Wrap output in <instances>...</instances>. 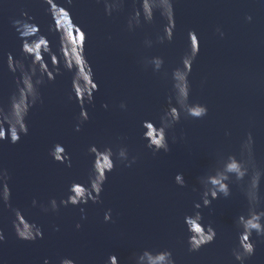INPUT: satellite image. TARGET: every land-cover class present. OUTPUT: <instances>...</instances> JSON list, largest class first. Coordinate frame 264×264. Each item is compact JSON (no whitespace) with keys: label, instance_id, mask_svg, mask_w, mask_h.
I'll list each match as a JSON object with an SVG mask.
<instances>
[{"label":"water","instance_id":"water-1","mask_svg":"<svg viewBox=\"0 0 264 264\" xmlns=\"http://www.w3.org/2000/svg\"><path fill=\"white\" fill-rule=\"evenodd\" d=\"M254 225L264 0H0V264H264Z\"/></svg>","mask_w":264,"mask_h":264},{"label":"clouds","instance_id":"clouds-1","mask_svg":"<svg viewBox=\"0 0 264 264\" xmlns=\"http://www.w3.org/2000/svg\"><path fill=\"white\" fill-rule=\"evenodd\" d=\"M247 18L249 20H251V17L250 16L247 17ZM221 36H223V33L222 32H221ZM207 111H208L207 106L204 105V104H200L194 110H191L190 113H189V115L191 117H193V118H201V117H203V116H205L207 114ZM178 120H179V117L175 121H178ZM245 143L250 148V145L252 143V138H251V135L250 134H249L248 139H247V141ZM148 147L153 148L154 151H158L160 149H164L165 151H168L169 150V146H168V143H167V139H164V138H161V139L155 141V146L154 147H153L152 143H148ZM132 160L134 161L135 160V157H133ZM129 163H131V161ZM177 175H182V173H177ZM102 186H103V183L101 184V187H100L99 191L96 192V195H95L93 201L99 200V193L102 191ZM230 192H231V190H230L229 186L227 184H224L223 185V188L221 189V193L225 197H227L230 194ZM214 196H215V194H214ZM208 203L210 204L211 201H209ZM104 219L106 221L111 219V210L110 209L105 213ZM77 227H80V225L77 224ZM254 227L256 228V233L258 235L264 234V229H262L259 225H254ZM208 228H209V230L211 231L212 234L208 236V238H207L206 241H204L202 244H199L196 247H193L192 244H191V242H189V250L190 251H196L201 246H203L204 244L210 243V242H212L214 240V238L216 236V230H215V228L212 227L211 224L208 225ZM38 235H42V232L40 231L39 233H37L36 235H34V236L30 237V238L29 237H21V236H19V237L20 238H23V239H34ZM2 238H3L2 235H0V239H2ZM254 251H255V245L251 241L250 242V246L246 250H241L239 252H237V250H234V255L236 256V259H238L241 262H243L244 258L246 256L252 255L254 253ZM64 260L62 261V264H63ZM107 264H109V259H108ZM172 264H175L173 258H172Z\"/></svg>","mask_w":264,"mask_h":264}]
</instances>
